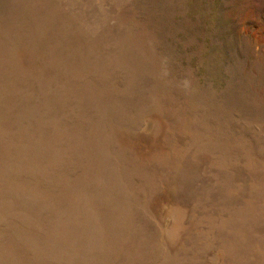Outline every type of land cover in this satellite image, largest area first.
<instances>
[{
    "label": "rangeland",
    "instance_id": "374dc122",
    "mask_svg": "<svg viewBox=\"0 0 264 264\" xmlns=\"http://www.w3.org/2000/svg\"><path fill=\"white\" fill-rule=\"evenodd\" d=\"M0 264H264V0H0Z\"/></svg>",
    "mask_w": 264,
    "mask_h": 264
}]
</instances>
